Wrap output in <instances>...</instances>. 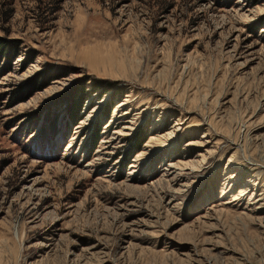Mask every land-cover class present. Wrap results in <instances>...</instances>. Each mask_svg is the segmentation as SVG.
Here are the masks:
<instances>
[{"label":"rangeland","instance_id":"1","mask_svg":"<svg viewBox=\"0 0 264 264\" xmlns=\"http://www.w3.org/2000/svg\"><path fill=\"white\" fill-rule=\"evenodd\" d=\"M0 264H264V0H0Z\"/></svg>","mask_w":264,"mask_h":264},{"label":"trees","instance_id":"2","mask_svg":"<svg viewBox=\"0 0 264 264\" xmlns=\"http://www.w3.org/2000/svg\"><path fill=\"white\" fill-rule=\"evenodd\" d=\"M79 108H80V107H79ZM70 115H71V117L73 118L74 121L79 120V115L76 114V111H72V112H70Z\"/></svg>","mask_w":264,"mask_h":264}]
</instances>
